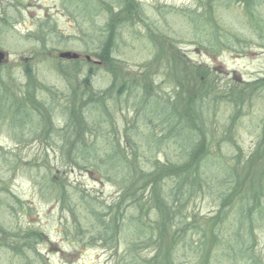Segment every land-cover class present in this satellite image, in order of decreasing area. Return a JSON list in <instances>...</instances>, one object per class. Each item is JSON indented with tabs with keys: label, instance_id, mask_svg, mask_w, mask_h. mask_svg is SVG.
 <instances>
[{
	"label": "rangeland",
	"instance_id": "1",
	"mask_svg": "<svg viewBox=\"0 0 264 264\" xmlns=\"http://www.w3.org/2000/svg\"><path fill=\"white\" fill-rule=\"evenodd\" d=\"M253 8L264 25V0ZM245 10L231 0H0V264H160L165 254L170 264H264V28L253 30ZM110 41L109 67L131 78L128 90H110L101 58ZM64 52L82 60L59 58ZM172 57L189 67L180 104L203 137L160 124L179 90ZM200 82L214 92L193 119ZM98 93L102 104L83 107ZM74 105L91 133L97 120L111 123L86 137L79 162L88 169L61 148L77 137L67 127ZM114 149L147 176L135 205L120 201L124 172L100 164ZM181 167L199 179L177 204L169 190ZM48 184L65 186L68 208ZM86 208L110 228L95 223L90 232ZM152 227L155 243L143 237Z\"/></svg>",
	"mask_w": 264,
	"mask_h": 264
},
{
	"label": "trees",
	"instance_id": "2",
	"mask_svg": "<svg viewBox=\"0 0 264 264\" xmlns=\"http://www.w3.org/2000/svg\"><path fill=\"white\" fill-rule=\"evenodd\" d=\"M231 1H240L241 3H244V7H246L245 10V14L249 20V23H251V27L253 28V30H262L264 28V25L262 24V20L259 18H256L253 16V6H255V3L258 0H231ZM263 32V31H262ZM111 50H112V42H108V44H106L103 49H102V54L101 58L107 63L108 66V72L113 74V78H112V82H111V87L110 90L115 89L118 85L119 86L118 90L120 92V89L122 87H125L126 83H131L129 76H127L126 74H121L120 71L121 69H116V72L113 73L111 72V67H109V63H113V60L111 58ZM98 57V56H97ZM171 62H172V66L171 69L174 72L173 75V80L175 81L176 77H177V87H178V94L176 96V99L171 103L170 107H168V105L170 104V102H167L166 107L171 109V113L170 115H168L165 119L161 118V122L160 124L163 125H167V129H168V133L171 135V131H184L183 133H189L191 132L192 128L194 127L198 130V135L200 136H205V134L203 132H201V127L198 125V121H195L196 124L198 125L197 127L194 126L195 122L192 119H189V114H190V109L181 105L180 103L182 101L187 100L184 97H180V92L181 90L184 92L186 90L185 87V83H187L189 76H186L187 72L186 69H189V67L186 64H180L178 60H176L175 57L171 58ZM105 64V63H104ZM105 68H106V64H105ZM27 75H31V71H28L26 73ZM143 74V73H142ZM179 74V75H178ZM199 79H206L207 81V73L206 72H200V74L198 75ZM133 80V79H132ZM136 79L134 80L133 86L137 88V83L135 82ZM88 80H86V83L88 84ZM201 87L198 88V90L196 91L194 88V92L192 94L198 96V98L195 100L194 102L197 103L198 102V108H195V111L193 112V119H195L198 116V109L203 107V100L202 99V95H206L209 97V92L211 95H213L214 92V88L211 87V85H208V89L206 90V92L204 91L203 93L201 92L204 87V85H202V83L200 82ZM131 87V86H130ZM88 88V87H87ZM151 88V92H152V87ZM125 89L128 90V87H125ZM150 90V89H149ZM190 89H187L186 91H189ZM100 96V99H99ZM105 97H106V93H98V94H94L93 97H91L89 100H87L86 102L82 103L83 107L85 104V107L89 106V105H94V100H98L100 102H98V104H102L101 100L105 101ZM225 99L227 97H224ZM169 100V99H168ZM188 102H190V100H188ZM69 112H68V118H67V122H68V130H72V131H76V135L77 137L74 139L73 142H69L67 138H64L63 142L64 145H62V150H64L66 148V151H68L67 156L69 160H75L79 165H81V169H88L86 166H84L82 163H80L79 161L84 157L83 154L85 152L86 149H88V146L85 144V139L88 135L91 134H98L100 136H102L101 134H99V130L101 129V125H110L111 123H102V121L97 120V122L95 123L96 125V130L91 133V127L88 126V124H86V122L84 121V119L82 118L83 115V108H79V105H74V108L71 109V107H67ZM202 115V113H201ZM108 115H106L107 117ZM103 120H105L104 118H102ZM194 122V123H193ZM41 125V122H39V126ZM67 135V134H66ZM97 135V137H98ZM110 135V134H109ZM193 136H196V134H194ZM162 140V139H161ZM62 141V140H61ZM159 141V140H158ZM162 142V141H160ZM199 144V141H196V143H192V146L190 148L191 151V155L190 158L191 159V163L189 164L190 168H193V171L196 172L197 168H199V164L202 163L203 158L202 155H200V147L197 146V150L195 151V147L196 144ZM78 145V146H77ZM160 146V145H158ZM91 147V146H90ZM124 153H121V151H117L116 149L113 150V153L108 154L105 159H101L100 160V164L101 165H106V163L116 164V168L114 169L116 172L119 171H123L124 172V176L122 177V179L120 180V187H121V195H120V201L123 200L122 202L126 201V202H130L132 205H135L138 203V199L135 198V195L139 189V187L141 186L140 183L144 184L146 182V177L144 176L143 172H135L134 171V167L135 165H138L135 160L133 159L134 156L130 159H128L127 157H125L123 155ZM74 156V157H73ZM96 156V155H95ZM94 156V157H95ZM81 158V159H80ZM133 159V160H132ZM107 164V165H108ZM77 165V164H76ZM157 166V164H155ZM162 165V164H161ZM78 167V166H76ZM90 168L94 169L97 171L96 166H90ZM185 169L183 167L178 168V171L175 170V174H174V179H178L177 181L173 182V187L170 188L169 190V198L172 200V202L179 204L181 201L186 200L188 198V196H191V193L193 192L192 190H190L192 188V183L193 180H198L199 177L197 175L194 174H190L189 170ZM264 171V167L262 168ZM151 178V176H150ZM264 180V179H262ZM258 182H260V180H258ZM261 183V182H260ZM119 184V183H118ZM46 190L50 192V196L52 197H57L59 200L63 201L64 203L66 202V207L68 208V203H67V198L65 196V191L66 188L63 184H59V186H56L55 184H48L46 187ZM186 189H188L186 191ZM190 190V191H189ZM185 191V192H183ZM67 192V191H66ZM263 194V193H262ZM185 198V199H184ZM82 196H80V198L78 199L79 202L81 204H83L82 202ZM239 204L242 205L244 202L248 201V199L246 197H241L239 198ZM84 205V204H83ZM85 207H89V204L86 203L84 205ZM254 207V206H253ZM174 207H172L173 209ZM257 208V207H255ZM88 209V208H86ZM89 210V209H88ZM70 211L72 212V209H70ZM77 215V212H76ZM91 217V221H87V227H91V231L92 232L97 226H101L102 229L104 230V228H110V224L112 221H108L105 219H100L101 216L97 215L95 212L89 210V214H87ZM76 220H77V216H76ZM95 220V221H93ZM78 223V221H77ZM96 223V227L94 228ZM76 230H78L76 228ZM158 230V229H157ZM174 230V229H173ZM155 232H156V227L155 228H151L149 229V233L145 234V236L143 237H148L150 239L153 238L154 239V243H155ZM159 235L165 237L166 235L170 236L171 239V234H169V231H163V232H159ZM203 238H204V234H203ZM200 242V241H199ZM188 245V244H187ZM203 246L202 243L199 244ZM188 246H190V249H193L195 252H198V247L197 245H195L193 247V244H189ZM192 246V247H191ZM241 253L245 254L246 251L241 249ZM243 257V256H241ZM170 257L165 254L162 257V260L160 262V264H170ZM145 260L142 261L141 264H144ZM150 264H154L153 260H150ZM158 264V263H157Z\"/></svg>",
	"mask_w": 264,
	"mask_h": 264
},
{
	"label": "water",
	"instance_id": "3",
	"mask_svg": "<svg viewBox=\"0 0 264 264\" xmlns=\"http://www.w3.org/2000/svg\"><path fill=\"white\" fill-rule=\"evenodd\" d=\"M58 56L59 58H62V59H77L78 58L76 54H72V53H60ZM4 59H5V54L0 51V64ZM88 59L89 58L87 57V60Z\"/></svg>",
	"mask_w": 264,
	"mask_h": 264
}]
</instances>
